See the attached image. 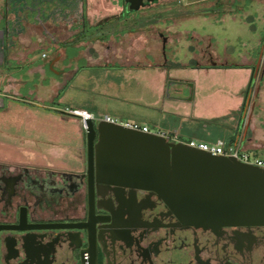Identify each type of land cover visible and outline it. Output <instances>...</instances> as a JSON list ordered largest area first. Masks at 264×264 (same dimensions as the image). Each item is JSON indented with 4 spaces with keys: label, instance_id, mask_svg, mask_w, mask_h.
<instances>
[{
    "label": "rangeland",
    "instance_id": "374dc122",
    "mask_svg": "<svg viewBox=\"0 0 264 264\" xmlns=\"http://www.w3.org/2000/svg\"><path fill=\"white\" fill-rule=\"evenodd\" d=\"M157 2L150 9L140 10V13L127 11L117 19L115 14L106 12L103 16L106 15L104 20L108 23L85 24L88 33L85 38L79 36L80 29H76L77 27L68 29L67 21L59 23L62 28L56 34L47 27L48 32L45 33L41 27L32 29L33 26H28L26 33L17 40L19 47L11 53L10 62H5L8 63L6 69H0V99L3 100L0 107V154L6 153L9 160L18 159L19 156L24 159L22 154L28 149L48 156L51 161L66 159L69 164L80 165L82 153L78 148H82L79 145L83 144V121L73 117L69 113L71 110L91 113L94 123L107 116L118 124L145 125L150 132L164 133L170 141H178L175 129L171 128L166 133L162 131L167 130L170 123L179 127L176 124L182 120V107L174 110L179 102L168 98H182V92L184 96L192 97L187 89L182 90V81H190V84L194 82L212 94L216 88L213 86L226 79L222 75L214 77L213 74L214 83H209L206 75L190 73L189 69L195 68L202 61L197 55L201 47H207L203 40L205 36L211 37L218 54H222V62L243 63L242 60L239 61L243 55L252 57L244 60L252 68L258 65V75L255 74L257 79L252 77L249 94H253L258 85L257 92L264 86V74L259 78L263 66L257 61V58L264 56V0ZM122 4L124 5L123 0ZM126 15L135 18L125 19ZM104 20L102 22H106ZM51 33L55 36L50 35ZM144 38H147L146 43ZM163 38H169L167 44L163 42ZM43 39H52L68 55L74 54V58L80 56L77 53L90 51L94 66L87 67L85 64L84 67L85 59H76L78 77L72 87H69L68 82L76 70V64L68 62V58H58L56 49L50 48ZM129 47L139 57L143 55L142 60H147L144 62L146 67H116V63L124 66L136 63V60H132L133 57L129 59L124 54L131 51ZM147 51H153L155 58L146 54ZM110 52L116 55V59L107 56ZM42 54L50 57V60L56 57L59 62L50 65V60L42 59ZM142 60L138 62L143 63ZM206 61L211 60L207 58ZM205 63L203 65H207ZM156 64L161 67H153ZM99 65L106 68L101 69ZM228 77L232 81L234 75ZM248 84L249 82L238 90L242 99L247 94ZM220 92L218 89L216 95L211 96L215 104L208 103L205 106L210 114L220 108L217 105V95ZM242 104L238 110L229 109L222 119H207L205 124L196 121V126L199 127L188 123L190 128L187 129L199 131L202 129L201 125H204L203 129L206 126L207 131H215L222 128L221 123L225 130L231 129L242 115ZM256 109L254 107V111ZM246 111L244 109V114ZM260 112L249 125L250 132L248 131L247 136H264V113ZM228 131L230 134L231 130ZM61 134L63 138L72 141L68 143L70 147L66 149L67 154L58 157L46 155L49 148L54 147L53 144H58L55 148L62 150L60 143H56L61 142ZM233 135L234 133L232 137ZM261 144L264 145V141ZM61 152L56 151V154ZM243 152L251 159H264L263 151L256 154L254 150L244 148Z\"/></svg>",
    "mask_w": 264,
    "mask_h": 264
},
{
    "label": "flooded vegetation",
    "instance_id": "af4514ba",
    "mask_svg": "<svg viewBox=\"0 0 264 264\" xmlns=\"http://www.w3.org/2000/svg\"><path fill=\"white\" fill-rule=\"evenodd\" d=\"M83 7L84 0H4V64L30 25L47 33L48 23L61 29L67 21L81 33ZM81 136L80 165L28 149L34 159L0 154V264H264V225L184 228L153 192L108 180L95 167L91 174Z\"/></svg>",
    "mask_w": 264,
    "mask_h": 264
},
{
    "label": "water",
    "instance_id": "95a60500",
    "mask_svg": "<svg viewBox=\"0 0 264 264\" xmlns=\"http://www.w3.org/2000/svg\"><path fill=\"white\" fill-rule=\"evenodd\" d=\"M123 1L137 11L159 0ZM83 129L91 174L95 167L108 180L153 192L182 227L264 225V169L118 123L88 119Z\"/></svg>",
    "mask_w": 264,
    "mask_h": 264
},
{
    "label": "crops",
    "instance_id": "0c3cea01",
    "mask_svg": "<svg viewBox=\"0 0 264 264\" xmlns=\"http://www.w3.org/2000/svg\"><path fill=\"white\" fill-rule=\"evenodd\" d=\"M158 3V2H157ZM153 4V5H152ZM155 3H151L152 6H150L149 4H145L144 6H139L138 10L135 11L136 13H140V10H144V9H150L153 6H155ZM4 7V0H0V15L2 14V10ZM83 12H84V26L83 29L81 31V33H79V36H82L83 38L88 37L86 33V26L85 24H90V25H94L96 23H108L106 20H104V17H106V15L103 16V14H105L106 12H109L111 14H115L116 15V19L118 17H122V14L127 11H131L129 10V8L127 9V6L124 4H122V0H119L117 2V0H84V7H83ZM73 14V12H72ZM93 17H92V15ZM119 16H118V15ZM121 14V15H120ZM126 18H130V20L134 19L135 17H133L132 15H126ZM106 21V22H102V21ZM0 25H1V18H0ZM59 25V24H58ZM32 26V25H30ZM47 26L49 27L50 30L57 31L59 30V28L57 27H52V24H47ZM150 26H153L152 24ZM39 26H34L33 28H36ZM60 27V26H59ZM61 28V27H60ZM68 29L70 28L69 26L67 27ZM22 37V36H21ZM20 37V38H21ZM24 41L25 38H22ZM165 41H163L165 44L168 43L169 38H163ZM145 43L147 41V38H144ZM207 47L205 49H202V47L199 49L198 52V57L201 58V63L198 62L197 65H195V68H191L189 69L191 72V74H203L207 76V81L209 83H214L213 79H212V75L214 74V77L216 75H222L225 76L226 79L225 80H220L221 84H217L213 87H216L215 90H213V93H209L207 91L204 90V88L200 85H196V83H191L190 81H182V90L183 89H187L189 92L192 93V97L189 96H184L183 92H182V98H177V97H171L168 98L169 100H173L176 102H179V106L174 109L177 110L179 109V107H182V113H180V115L182 116V120L180 118L181 121H179L178 126H175L173 124H168L167 126V130L166 129H162V131H164L165 133L168 130H171V128L175 129L174 133L176 134V137L178 138V141H182V142H187L184 140H197L200 142H206V143H213L217 140H224V141H228L230 139L235 138V136L239 135L241 137V141H242V146L243 148H245L246 150H254V152L256 154L260 153L261 151H263V155H264V145L261 144V141H264V136L259 134L257 137L252 135V136H247L250 132L249 129V125L251 124L253 118L255 117V115H257V113H261L260 111H262L264 113V98L261 99V97H264V86L260 87L259 91L257 92L259 85L255 88V90L253 91V94H249L247 96V100H248V105L247 107H245L244 109H246V114L245 116L244 114V109L243 111H241V116L236 124V126L233 123V127H231V129H224L223 127V123H221L222 128L221 129H217L215 131H207L206 126H205V130L203 129L204 125L202 126V129L199 131H194L193 129L188 130L187 127H189L190 125H188V123L194 124V127H199L196 126L197 123L196 121H202L204 123L205 120L207 119H222V117L225 115V113H227V111L229 109H239V107L241 106L242 102H244L245 97L242 99V96L240 95V91L238 92V90H241L243 88V86L245 87V85L250 82L251 78L258 75L257 70H258V65L256 66V68H252L251 66L248 65V63H244L245 61H247L248 59L250 60L252 57H249L248 54H246L245 56L243 55L242 58H239L243 63H229V62H222L221 56L222 54H218L217 48H215L214 43L211 40L210 36H205L204 39ZM43 41H46V39H43ZM0 44H2V40H1V36H0ZM48 45H50L49 43H47ZM132 46V44H131ZM50 48H54L56 49L55 54L59 53L58 58H61V60H66L68 58V62H72L74 64L76 59L80 58L82 60H84V67L85 64L87 65V67L89 66H94V64H92V62L94 61V59H91V54L90 51H85V53H77L80 56L74 58V54L73 55H68L66 52H64V49H61L59 46H49ZM130 48V47H129ZM0 69L5 70L7 65L4 64V58L6 57V55L3 52V48L2 45H0ZM66 50V49H65ZM130 52H125L124 54L128 57L129 59L133 57L132 60H136V63L133 64L131 63L129 66H124L122 64H117L116 63V67L118 66L119 68H131V67H136L137 69H143L142 67H146L147 65L144 64L145 61L147 60H142L143 59V55H141V57H139L138 53L136 54V51L133 52L132 48H130ZM67 51V50H66ZM150 51H147L146 54H151V58H155L154 56V52L152 51L151 53H149ZM11 55V52L8 54V56ZM46 55V54H45ZM248 55V56H247ZM43 56V54H42ZM107 56L111 57V58H115L116 59V55H114L112 52H110V54H107ZM220 57V58H219ZM223 57H227V56H223ZM222 57V58H223ZM248 57V58H247ZM209 58L211 61H206V59ZM254 58V57H253ZM42 59H47L50 60V57L47 58V55L42 58ZM256 59V58H255ZM143 61L142 62H138V61ZM245 60V61H244ZM259 60V64H261L262 70H260L259 75L261 78L262 74H264V56H261L260 59L257 58V61ZM262 60V63H260ZM207 62V65H203V63ZM58 59H56V57H54L52 60L49 61L50 65L51 64H56L58 63ZM94 63V62H93ZM73 64V65H74ZM206 64V63H205ZM5 65V66H4ZM110 65V64H109ZM115 65V63L113 64ZM151 65V64H150ZM99 68H101V65L98 66ZM153 67H161L159 64ZM255 67V66H254ZM106 68V67H105ZM105 68H101V69H105ZM75 72L72 74L70 80H69V87L73 85V83L75 82L76 78L78 77V69H77V64L75 65ZM229 75H234L233 80L231 81V78L228 77ZM255 76V78L257 79V77ZM249 79V81H248ZM248 81V82H247ZM256 81V80H255ZM258 81V80H257ZM215 82H218V80L215 79ZM225 85V86H224ZM227 86V87H226ZM229 86V87H228ZM218 89L220 92L219 95H217L218 97V103L217 105L220 107L219 109L215 110V112L213 114H210V111H207V108L205 107L208 103L209 104H215L212 100H211V96L212 95H216V93L218 92ZM227 89V90H226ZM189 97V98H188ZM228 101V102H227ZM260 104V105H259ZM254 107H256L257 109L254 111ZM262 108V110H260ZM84 111V110H83ZM91 114V113H90ZM262 117H264V115H262ZM213 121V120H211ZM205 124V123H204ZM175 126V127H174ZM200 126V127H201ZM235 126V128H234ZM190 128V127H189ZM231 130V133L229 134V131ZM234 133L233 137L232 134ZM229 135H231V137L229 138ZM60 137V141L61 142H56V143H60V147H62V152H67L66 149H68L70 146L68 145V143L70 144L72 141L68 140L66 138H63L62 134L59 135ZM173 137V136H172ZM184 139V140H182ZM75 140V139H74ZM80 140V139H79ZM81 141V140H80ZM52 144V143H51ZM58 144H53V148L51 149L50 153L51 154H56V151H59L58 148H55ZM81 146V145H79ZM80 148V147H79ZM78 148V149H79ZM24 153H28L33 159L35 158L34 152H24ZM53 155V156H54ZM31 161V159H28L27 162Z\"/></svg>",
    "mask_w": 264,
    "mask_h": 264
},
{
    "label": "built area",
    "instance_id": "2783aa9c",
    "mask_svg": "<svg viewBox=\"0 0 264 264\" xmlns=\"http://www.w3.org/2000/svg\"><path fill=\"white\" fill-rule=\"evenodd\" d=\"M69 113L77 118H80L83 121V125L85 124L86 120L88 119L93 120V115L83 110H74V111L71 110L69 111ZM104 121L115 123L113 120H111L107 116H105ZM122 125H124L125 127L129 129L137 130L143 133H153V132H150L147 126L145 125L138 126L136 124H129V123H125ZM154 134L160 135L166 138L164 133L160 134L158 132H155ZM166 139L169 140L168 138ZM241 140H242L241 137L239 135L238 136L236 135L235 138L230 139L228 141L217 140L213 143H206V142H200V141L197 142L195 140H190L187 142H182V141H172V142H182L188 145L190 148L197 149L211 156L234 158L242 163L253 165L261 169H264V159H260V158L251 159L248 154L243 152L244 148L242 146Z\"/></svg>",
    "mask_w": 264,
    "mask_h": 264
},
{
    "label": "trees",
    "instance_id": "16d2710c",
    "mask_svg": "<svg viewBox=\"0 0 264 264\" xmlns=\"http://www.w3.org/2000/svg\"><path fill=\"white\" fill-rule=\"evenodd\" d=\"M252 84V78H251V80H250V82H249V84H248V91H247V94H246V96H245V99H244V102H243V104H242V111H243V109L246 107V103H247V96H248V93H249V90H250V86H251V84Z\"/></svg>",
    "mask_w": 264,
    "mask_h": 264
},
{
    "label": "clouds",
    "instance_id": "9594fccd",
    "mask_svg": "<svg viewBox=\"0 0 264 264\" xmlns=\"http://www.w3.org/2000/svg\"><path fill=\"white\" fill-rule=\"evenodd\" d=\"M77 118V117H76Z\"/></svg>",
    "mask_w": 264,
    "mask_h": 264
}]
</instances>
